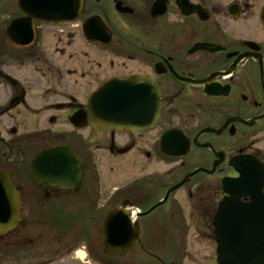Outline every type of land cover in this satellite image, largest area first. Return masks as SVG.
<instances>
[{"label":"flooded vegetation","instance_id":"1","mask_svg":"<svg viewBox=\"0 0 264 264\" xmlns=\"http://www.w3.org/2000/svg\"><path fill=\"white\" fill-rule=\"evenodd\" d=\"M81 1L0 0V174L28 209L21 225L0 234V264L65 262L66 244L30 257L50 247L52 224L67 226L59 217L67 214L90 215L85 244L106 264L228 262L220 239L230 262L263 264L264 0ZM117 77L158 88L152 127L96 126L89 101ZM172 131L189 140L186 155L163 152L175 145ZM54 147L74 153L80 179L57 180L50 162L37 160ZM199 168L152 209L154 221L140 223L129 254L103 253L110 211L137 203L145 212ZM136 170L141 182L116 176ZM176 217L205 235L206 255L191 249L195 239L167 238Z\"/></svg>","mask_w":264,"mask_h":264},{"label":"water","instance_id":"2","mask_svg":"<svg viewBox=\"0 0 264 264\" xmlns=\"http://www.w3.org/2000/svg\"><path fill=\"white\" fill-rule=\"evenodd\" d=\"M41 17V16H40ZM133 80H113L107 82L102 89L94 95L90 101L91 114L96 121V123L105 128L113 126H150L158 117V112L160 104L158 102V93L156 88L148 87L143 89L141 87L135 86ZM142 102L145 107L142 109ZM145 111L144 119L140 118L142 111ZM56 153L52 151V155ZM72 160L70 157L67 158L65 164L60 167L63 175H58L59 177H65L73 172V166L70 164ZM10 182L5 183L0 180V199L3 200V207L7 209L12 203L14 204L12 198L14 194L13 187L9 185ZM173 190V189H171ZM171 190L169 192H171ZM11 209L14 208L10 206ZM2 218V227L6 228L11 226L14 221L18 220L19 217L9 216L6 212L0 214ZM131 219L128 213L125 212H115L109 216L106 221L114 224L116 228L117 244L132 242L136 235L134 234L135 228L132 225ZM137 234V232H136ZM128 240V241H125ZM225 247H222V251ZM120 253V251H116ZM227 257L229 252L224 253ZM229 261H220V264H236L229 263L232 259V254L229 257ZM255 264H262L259 262H254ZM264 264V263H263Z\"/></svg>","mask_w":264,"mask_h":264},{"label":"rangeland","instance_id":"3","mask_svg":"<svg viewBox=\"0 0 264 264\" xmlns=\"http://www.w3.org/2000/svg\"><path fill=\"white\" fill-rule=\"evenodd\" d=\"M106 161V160H104ZM103 169H105V166L103 165ZM120 176L121 178H124V180L126 182L129 181H139L141 182V174L139 172L136 171H132L130 174H128V172L126 171L125 174L124 173H116V176ZM105 176H107L105 174ZM149 177H147L148 179ZM146 178L143 180H147ZM138 183H132V186L134 188H140L141 184ZM115 186V185H114ZM116 186H120L118 184H116ZM166 187H168L167 184L163 183L162 184V192L158 193V196L161 195V193L163 194L165 192ZM136 191V190H135ZM76 207H79V205H76ZM94 210L91 212L93 214ZM85 215H59L60 218L62 219H70L68 217H74L75 219H82L84 218ZM93 218V217H91ZM90 218V219H91ZM155 219V215L149 216L147 219H145L146 222H149L151 220ZM174 219V218H173ZM93 220V219H92ZM175 224L170 227L171 229V238L174 239V241L177 242H183L184 241H189L192 242V240L195 239L194 243H193V248H191L196 254L198 255H206L208 253V244H207V240L205 238V235L199 231H195L193 228H191V226L187 225V223L189 222L188 218H184V220L177 219L175 218ZM154 221V220H153ZM196 222V221H195ZM70 222H68L67 226H63L62 228L58 229L57 224H52V231L51 234L52 236H54V240L52 242V244L48 243V245H50L49 248L46 249H41L38 253L34 254L33 257L30 258H35L37 256H41V255H47V254H57V250L61 249L64 250L63 248H61V245L63 246V244H70V247L76 246L75 250H77L75 253L73 254H67L68 259L65 262H62L60 264H89L82 256V258H79V254L78 252L81 251V249L83 248L84 242L82 240H86L85 238V234L86 232L82 231L80 228H77L76 226H72L69 224ZM80 234L84 235V236H78ZM60 235L63 237L62 242L60 243L59 237L57 238V236ZM82 237V238H81ZM90 237V236H89ZM77 238H81L80 240ZM101 248L106 249L105 244L100 245ZM36 255V256H35ZM117 262V260H115ZM101 263L106 264L108 263L107 260L102 261ZM59 264V263H58Z\"/></svg>","mask_w":264,"mask_h":264},{"label":"bare ground","instance_id":"4","mask_svg":"<svg viewBox=\"0 0 264 264\" xmlns=\"http://www.w3.org/2000/svg\"><path fill=\"white\" fill-rule=\"evenodd\" d=\"M112 214H113V212L110 211V212L105 216V220H104V221H107L108 218H109V216H111ZM17 226H18V225H16L15 228H17ZM11 230H12V228H8V227H7V228L2 229V232H3V231H4V232H9V231H11ZM80 255H82L81 252H80ZM82 256H83V255H82Z\"/></svg>","mask_w":264,"mask_h":264}]
</instances>
